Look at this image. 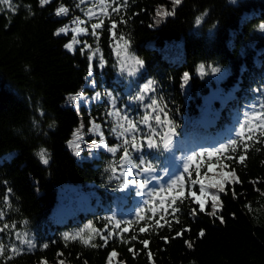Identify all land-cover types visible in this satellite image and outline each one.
I'll list each match as a JSON object with an SVG mask.
<instances>
[{
    "label": "trees",
    "instance_id": "1",
    "mask_svg": "<svg viewBox=\"0 0 264 264\" xmlns=\"http://www.w3.org/2000/svg\"><path fill=\"white\" fill-rule=\"evenodd\" d=\"M77 2L51 0L42 7L39 0H12L11 9L0 4V207H5L6 196L11 205L0 221L10 228L7 235L0 233V238L6 245L18 243L11 230L15 224V231L22 237L27 234L35 244L31 248L19 245L26 250L12 254L11 259H7L6 250L0 264H59L61 260L64 264H106L113 250L118 255L111 264H264V136L257 131L254 139L247 141L243 164L225 158L241 154V141L235 153L229 149L220 157L199 161L201 176L215 164L214 171L207 173L209 177L235 168L241 181L229 180L223 193L208 189L220 196L216 211L223 222L205 213L192 215L198 205L188 193L198 191L199 185H192L187 175L184 198L170 205L175 190L160 193L141 213L145 219L139 220L134 214L143 206L141 199L134 190L121 188L125 177L120 175L122 142L125 135L133 133L119 128L112 108L114 104L121 115L127 113L145 134L149 132L142 122L146 112L150 117L161 116L162 124L149 120L160 132L167 130L169 121L174 122L172 151L146 150L159 169L172 174L180 171L192 152L228 141L244 119L247 106L261 98L255 90L264 88V28L260 27L264 24V0H182L176 6L172 0H128L118 14L112 9L122 0L115 4L107 0L105 5L100 0H85L80 8L75 7ZM60 5L69 9L67 16L55 15ZM161 6L168 11L175 7V12L154 27ZM89 7L95 13L90 20L81 11ZM77 16L85 21L79 26L87 28L88 34L77 35L81 43L73 44L75 50L69 51L65 45L76 35L72 29L77 25L72 21ZM197 17H202L199 25ZM100 19L104 24L96 30L97 38L91 35L90 25ZM112 21L117 27L109 31ZM65 25L67 34L54 35ZM84 41L90 47H85ZM117 42L125 43L128 52L143 62L134 84L119 73ZM201 64L206 71L203 75ZM213 67L220 69V80L210 77ZM185 73L189 75L186 83ZM147 81H153L156 89L151 95L158 103L152 110L145 108L147 96L143 102L133 100ZM86 92L94 98L91 109L80 111L70 105L72 96ZM84 121L88 130L95 121L102 123L109 144H121V148L114 154L103 151L97 159L79 161L68 143ZM42 148L49 159L47 165L37 155ZM225 164L230 167L224 169ZM190 172L195 179V165ZM64 195H78L86 201ZM161 200L169 213L173 207L180 209L175 217L165 213ZM205 207L212 210L210 199ZM117 218L122 221L119 227ZM129 219L131 225L126 223ZM156 220L163 227H158ZM142 227L147 231L140 232ZM124 228L129 230L124 232ZM184 228L190 231L173 238ZM82 229L75 239L63 238ZM201 230L203 237L199 236ZM102 236H109L106 244ZM133 236L136 239H131ZM144 240L149 241L147 248L141 243ZM129 248H134L135 254Z\"/></svg>",
    "mask_w": 264,
    "mask_h": 264
},
{
    "label": "snow or ice",
    "instance_id": "2",
    "mask_svg": "<svg viewBox=\"0 0 264 264\" xmlns=\"http://www.w3.org/2000/svg\"><path fill=\"white\" fill-rule=\"evenodd\" d=\"M51 0H39L40 6H45L49 4ZM113 4L116 3V0H111ZM107 3V0H100L101 5H105ZM128 3V0H122V3L117 4L116 7L112 9L113 12L119 13L120 9L122 7H126ZM172 3L174 6L179 5L182 3V0H172ZM0 4L8 6V8H13L12 0H0ZM82 4H85V0H78V2L75 4V7L80 8ZM104 11V15H109L106 9H102ZM81 11L84 13L85 16L88 17L90 20L95 13H93L92 8L89 7L88 10L85 12L84 9H81ZM175 7L171 11H168L167 9H164L162 6L158 7L156 10V16L160 17L161 19L174 15ZM69 14V9L64 6L60 5V7L57 8L55 15L57 16H67ZM202 17H197L196 24L199 25L201 23ZM156 23H159L160 20H156ZM72 23L76 24L77 27L72 29V31L76 34L72 37L71 42L67 43L65 45V48H67L69 51L73 50V44L75 43H81V41H78L76 39V36L80 33H84L85 35L88 34L87 28H81L79 25L85 23L84 20L81 19V17L77 16L74 18ZM104 21L103 19H100L98 23H92L90 25L91 27V35L97 36V29H101L103 27ZM117 27L116 21H112L110 24L109 31L112 29H115ZM261 28H264V24L260 26ZM69 31V27L65 25L64 27L59 28L54 35L59 36L61 33L67 34ZM122 38V37H121ZM85 47H90L86 41L83 42ZM83 52V49H81ZM136 64L141 65L143 64L142 61L136 60ZM204 68L205 66L201 64L199 66V71L203 75L204 74ZM212 73L220 72V69L218 67L211 68ZM91 72V69H90ZM189 79L188 73L184 74V81L185 83ZM156 89L153 87V81H147L144 83L139 89L137 94L133 97V100L143 102L145 97H148V103L145 104V108L152 110L153 105H156L158 103L157 99L152 98V93H154ZM256 92L259 93V96L261 98H258L254 104H250L247 106V110L244 113V119L241 120L240 124L237 126L233 137L230 138L228 141L216 146L215 148H203L199 151L192 152L189 154L185 160L186 162H182L180 166V171L176 174L170 173L167 169H159L158 165L155 163L154 160L149 159L147 152L152 151H160L161 148L165 151H172L173 145V137L175 136V125L174 122L169 121L168 127L166 131H158L156 128H153L151 124H149L150 119H155L156 123L162 124L161 116L155 115L154 117H150L147 112L143 114L142 116V122L148 126L149 132L145 134L143 130L138 126L136 122L133 121V119L125 113L123 115V119L127 121L128 128L125 129V131H131L133 135L131 137L125 135L123 139V152L120 156V168L123 169V171L120 173L121 176H124V182L121 185V188L127 187L130 191H135V195L141 199L142 207L138 208L136 213L134 214L137 219L143 220L145 217L141 215L142 212L145 211V209L148 208L149 204L152 203L154 197H158L160 193H172L175 190V195L172 196V199L170 201V205H175L177 198H184L185 197V188L184 185L186 184L185 181V175L189 177L191 180L192 185H199L198 191L197 190H189V197L191 201L198 205L197 208H193L192 215H198L199 213H205L210 216H216V218L220 219L221 222H223L222 216H217V205L220 204V196L218 194H213L208 191L209 188L212 189H218V192H225V184L230 180L234 183H240L238 176L236 175L235 168H232L231 171H220L217 175H214L212 177H209L207 173H211L214 171V168L216 167L215 164L209 165L207 168V172L201 176L200 173V163L199 161L201 158L204 157H220L226 153H228L229 149L232 150L233 153L236 151L237 143L238 141H241L243 143L242 152L239 156L235 155H229L225 158L234 161L236 164H243L244 161L247 158V152H248V144L247 141H252L254 137L256 136L257 131L260 132L261 136H264V88L256 89ZM80 93H77L75 96L71 97L72 101H76L77 97L80 96ZM109 97H112V93H107ZM113 111L120 115L121 110L118 108H115V105H112ZM163 111V109H161ZM112 112L109 113L111 115ZM165 117L167 116V113H164ZM95 128H99L100 125H94ZM113 131L115 132L116 129L113 128ZM136 133H140L139 137L136 135ZM247 133V134H246ZM256 143H260V141L257 139L255 141ZM93 143H98V145L103 146L108 152L110 153H116L118 149L121 148V144L116 145H108L105 142L103 133H100V139L99 141H93ZM129 149L134 150L132 153H130ZM147 150V152H146ZM38 157L40 158L41 162L45 165L49 163V159L47 157L46 149H41L37 153ZM77 155L79 153L77 152ZM192 165H195V174L196 178L191 179L192 173L190 172V169ZM230 165L225 164L223 165L224 169L229 168ZM113 173L116 172V168H112ZM127 177H131V179H128ZM167 177V179H165ZM253 184L257 183V181H252ZM149 185H151V188H149ZM179 185V187H178ZM11 191L10 189L8 190ZM232 195L235 197L237 193L235 192L234 188L232 189ZM147 196L148 199H144V197ZM212 201V210L206 211V203L208 200ZM5 207H0V221H3L5 219V208H10V202L5 197L4 200ZM160 206L164 207V211L166 214H170L173 217H175V213L179 212L180 209L178 207H173L171 210V213L168 212V208L165 207L164 201L161 200ZM153 208H155V205H153ZM155 216V211H153V217ZM113 219V218H109ZM164 217L161 216L160 220H163ZM160 220H156V224L158 227H163V225L160 223ZM178 222V220H177ZM122 221L120 219H115V224L117 227L120 226ZM129 225L132 224V220L129 219L126 221ZM10 226L8 223H3L0 225V233H5L7 235V230H9ZM15 224L11 225V230L13 233V238L18 243H9L5 244L3 238H0V256H3L5 251L9 253L7 259L12 258V254L20 255L22 254L26 249L20 247L19 245H27L28 247H35V244L30 239H27V234H24L22 237V234L19 231H15ZM88 229L92 228V225H87ZM129 229L124 228L123 231L127 232ZM97 231V230H94ZM140 232L147 231V227H142L139 229ZM190 231L189 228L181 229L176 233V235L173 238L176 237H182L184 235V232ZM83 232V229L80 230V232L74 234L66 233L64 235L65 240L69 239H75L77 236L80 235V233ZM113 235V233H109V236ZM205 235L204 230H201L199 232V236L203 237ZM109 236H102L101 238L105 241V244L107 243V240ZM131 239H136L135 236H133ZM165 242H168V238L164 237ZM90 241H85V243H89ZM141 243L144 245L145 248L148 247L149 241L144 240L141 241ZM185 244L188 247H192V244L190 241H185ZM48 244H43V248H48ZM93 247H97V245H92ZM130 252H133L135 254L134 248H129ZM59 255H62L60 253ZM117 252L113 250L107 259L106 264H111V261L114 257H117ZM147 255L149 257L152 256L151 251L149 250L147 252ZM41 264H46L45 261H42ZM59 264H64V262L61 260L59 261Z\"/></svg>",
    "mask_w": 264,
    "mask_h": 264
},
{
    "label": "rangeland",
    "instance_id": "3",
    "mask_svg": "<svg viewBox=\"0 0 264 264\" xmlns=\"http://www.w3.org/2000/svg\"><path fill=\"white\" fill-rule=\"evenodd\" d=\"M233 1H237V0H233ZM154 19L155 21L160 20L159 23H156L154 21L153 26L156 27L163 21L164 18L161 19L160 17L155 16ZM74 50L75 48H73L72 51ZM115 54L118 59L117 66L120 71L119 72L120 75L124 77V79L128 80L127 82H130V84H134V82H136V79L138 78L142 70V66L135 63L137 58L131 55L128 52L127 45L121 42L116 43ZM204 73H206L205 70ZM221 74L212 73L211 71L210 77L216 80H220V77L222 76ZM90 95L91 94H89V92L83 93L77 97L76 101H72L70 105L80 111L82 110L83 107H87L88 109H91L93 106L94 98L93 96ZM122 117L123 115L116 114V118L119 120V128H123V127L128 128L127 121H125ZM94 125H100V127L97 129L95 128ZM94 125L88 130L87 123L85 121L82 122V126L75 132L72 139L68 143L69 149L72 151L75 157L81 162L97 159L101 157L103 151H107L103 146L98 145V143H93V141H97V142L99 141L100 133H103L105 142L108 145H111L109 144L108 136L105 131L104 125L96 121ZM77 152L79 153V155H77ZM69 196L72 200L83 201V202L86 201L85 198H80L78 195H72V196L64 195V197H69ZM60 198L62 200V196ZM61 202L62 201H60V205ZM60 205L57 206L56 208L57 211H59ZM64 207H62V210L65 209Z\"/></svg>",
    "mask_w": 264,
    "mask_h": 264
}]
</instances>
